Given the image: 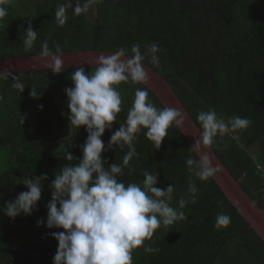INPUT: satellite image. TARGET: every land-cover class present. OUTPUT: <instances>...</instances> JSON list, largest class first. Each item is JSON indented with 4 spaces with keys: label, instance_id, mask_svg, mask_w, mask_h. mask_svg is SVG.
<instances>
[{
    "label": "trees",
    "instance_id": "1",
    "mask_svg": "<svg viewBox=\"0 0 264 264\" xmlns=\"http://www.w3.org/2000/svg\"><path fill=\"white\" fill-rule=\"evenodd\" d=\"M13 1L3 5L8 14L0 21L1 57L39 55L45 41L52 51L56 45L61 51L126 48L129 55L131 47L139 44L144 62L166 78L199 128L196 117L201 110L215 109L226 122L234 116L250 119L249 127L217 136L211 146L264 209V0H98L90 14H74V8L94 0H28L27 11ZM67 3L71 4L68 19L61 25L55 13ZM29 25L37 38L26 51ZM154 43L160 48L158 65L151 63L147 52ZM81 67L91 73L96 66ZM76 68L59 74L45 69L11 72L25 84L22 92L11 86V76L0 80V264L53 262L58 242L50 233L63 230L38 227L37 221H46L55 173L67 163H77L64 160L65 150L77 160L82 157L87 132L83 126H70L64 91L72 86L70 74ZM116 87L122 97L121 111L101 137L106 147L125 122L136 88H147L131 81ZM31 89L38 92L36 98L30 95ZM149 95L163 108L151 90ZM56 97L67 110L65 122L56 113ZM146 131L137 134L133 143L138 155L118 179L139 184L147 169L157 175V187L174 185L171 204L178 207L179 199L190 195L185 161L193 155L191 147L175 127L158 148ZM127 151L126 145H113L102 152L105 167L122 164ZM129 168L135 171L129 174ZM44 173L48 180L43 182L36 210L15 219L7 217L5 204L27 191L24 179ZM193 179L199 191L196 202L183 209L187 218L157 229L145 244L159 251L134 249L133 264H264V241L218 184L212 178ZM221 212L231 217L226 228L215 226Z\"/></svg>",
    "mask_w": 264,
    "mask_h": 264
},
{
    "label": "clouds",
    "instance_id": "2",
    "mask_svg": "<svg viewBox=\"0 0 264 264\" xmlns=\"http://www.w3.org/2000/svg\"><path fill=\"white\" fill-rule=\"evenodd\" d=\"M8 2L10 0H0V21L8 14L3 6ZM68 7H71L70 3L57 7L55 15L61 25L68 19ZM85 11L86 6L79 4L74 8V14ZM36 38L37 31L29 25L24 39L26 51L32 48ZM159 51V45L155 43L148 47L152 64L160 63L157 55ZM62 53L59 45L52 51L45 41L39 56L46 61L52 73L59 74L65 71ZM145 59L140 45L135 44L131 47V55L128 49L119 48L111 55H99L93 72L77 67L70 74L72 86L64 90L69 110L68 120L72 127L79 129L83 126L87 137L81 146L80 159H75L72 153L65 150L64 160H75L77 163H67L55 173L49 186L51 199L46 205V221H37L38 227L43 225L48 229L63 230L50 233L58 242L52 264H133L134 249L142 247L145 253L158 252V248L145 244V241H150L157 229L187 218L183 209L188 203L196 202L199 191L193 177L207 181L222 172L218 163L213 164V157L205 146L213 145L217 136L246 129L252 123L250 119L239 116L226 122L215 109L198 113L196 120L202 131L190 148L193 155L185 161L190 173V195L187 200L181 197L178 207L171 204L174 185L157 187V175L147 169L139 184H125L118 177L124 175V167L129 166L132 158L138 155L133 143L137 134L146 129L145 136L158 148L168 135V130L173 127L181 129L186 120L180 109L159 108L150 99L147 88H136L125 122L119 125L105 146L101 137L106 129L112 128L121 111L122 97L116 86L129 81L147 84L149 72L143 63ZM9 76L13 81L11 86L22 92L25 84L19 77L0 71V80H6ZM30 95L36 98L38 92L31 89ZM113 145H126L128 151L122 164L112 163L105 167L107 161L102 157V152ZM133 171L135 169L129 168V174ZM46 180L47 173L39 177H26L22 184L27 191L7 202L4 214L10 219L21 214L31 215L41 199L42 185ZM230 223L231 217L221 212L216 217L215 226L226 228Z\"/></svg>",
    "mask_w": 264,
    "mask_h": 264
},
{
    "label": "water",
    "instance_id": "3",
    "mask_svg": "<svg viewBox=\"0 0 264 264\" xmlns=\"http://www.w3.org/2000/svg\"><path fill=\"white\" fill-rule=\"evenodd\" d=\"M62 59L65 68L81 67V66H97L96 59L99 55H111L115 51L109 50H86L77 49L62 51ZM149 72V81L145 85L156 96L163 107H173L180 109L186 116L185 123L181 129H178L190 147L195 139L199 138L202 131L194 122L184 103L176 94L171 84L152 69L148 64L143 62ZM49 69L46 61L41 60L39 55L18 56L10 58H0V71L21 72L36 71ZM209 154L213 157V164L218 163L222 172L212 178L220 187L225 197L243 216L249 227L264 241V209H262L256 201L242 188L240 181L236 180L230 170L218 158L212 146H205Z\"/></svg>",
    "mask_w": 264,
    "mask_h": 264
},
{
    "label": "rangeland",
    "instance_id": "4",
    "mask_svg": "<svg viewBox=\"0 0 264 264\" xmlns=\"http://www.w3.org/2000/svg\"><path fill=\"white\" fill-rule=\"evenodd\" d=\"M27 3H28V0H20V1L14 0L12 2L13 5H16L18 7V9H21L22 10L24 8L26 11L28 10V9H26L27 8ZM94 5H95V1H89L87 3L86 12L88 14H90V12L92 10H94ZM29 11H30V9H29ZM0 53H3V50L2 49H0ZM36 55H38V54H36ZM31 56H33V55H31ZM0 58H4V57H1L0 56ZM45 70H51V69H45ZM55 99H56V101L54 100L55 101V105L57 106V108L55 109V110H57L56 113L65 122L66 121V117H67V110L65 109V106H64L63 102H60L59 97H56Z\"/></svg>",
    "mask_w": 264,
    "mask_h": 264
},
{
    "label": "crops",
    "instance_id": "5",
    "mask_svg": "<svg viewBox=\"0 0 264 264\" xmlns=\"http://www.w3.org/2000/svg\"><path fill=\"white\" fill-rule=\"evenodd\" d=\"M95 1V3L97 2L98 3V0H94Z\"/></svg>",
    "mask_w": 264,
    "mask_h": 264
}]
</instances>
